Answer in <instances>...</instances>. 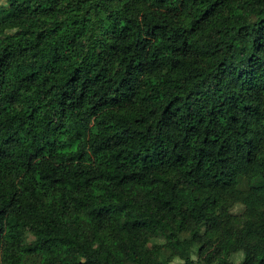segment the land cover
<instances>
[{
	"label": "trees",
	"instance_id": "1",
	"mask_svg": "<svg viewBox=\"0 0 264 264\" xmlns=\"http://www.w3.org/2000/svg\"><path fill=\"white\" fill-rule=\"evenodd\" d=\"M8 3L0 264H264V0Z\"/></svg>",
	"mask_w": 264,
	"mask_h": 264
},
{
	"label": "rangeland",
	"instance_id": "2",
	"mask_svg": "<svg viewBox=\"0 0 264 264\" xmlns=\"http://www.w3.org/2000/svg\"><path fill=\"white\" fill-rule=\"evenodd\" d=\"M10 9L11 6L8 3V0H0V9ZM107 29V28H106ZM110 32L114 31L115 29H113V27H110ZM181 197H183L185 199V207L186 209L191 212V210L195 207V203L191 198H188L184 193H181ZM221 212H225V209H221ZM243 211V207L241 205H237L235 206L231 212H233L234 214H240ZM220 221V214L211 216L207 221H206V225L208 228H215L216 226H218V223ZM205 229L204 228L197 236H196V243L197 245H203V244H208L209 243V239L207 238L206 234H205ZM227 237H228V241L225 245V247L227 249H229L230 251L234 252L237 249V243L233 237L232 232L228 231L227 232ZM33 237L30 236V240H32ZM81 252L79 251V254ZM194 258L196 259V256L194 255ZM41 260V257L38 258V260ZM74 261H76V258L74 259ZM182 261L178 258H175L170 264H181Z\"/></svg>",
	"mask_w": 264,
	"mask_h": 264
}]
</instances>
